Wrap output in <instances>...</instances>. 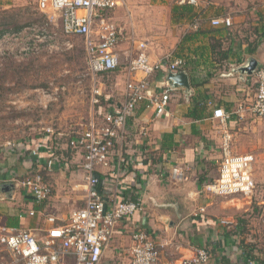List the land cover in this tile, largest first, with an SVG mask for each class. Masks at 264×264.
<instances>
[{"label": "crops", "instance_id": "crops-1", "mask_svg": "<svg viewBox=\"0 0 264 264\" xmlns=\"http://www.w3.org/2000/svg\"><path fill=\"white\" fill-rule=\"evenodd\" d=\"M196 1L197 5H190L199 14L192 22L186 18L172 20L171 7L187 3L183 0H152L145 7L139 5H144L143 1L118 0V5L107 12L123 30L124 38L115 49L120 64L101 74L111 80L106 84L100 81L99 101L90 105L88 117L72 105H64L40 121L44 124L40 130L29 129L22 142L0 146V188L12 185L8 192L0 190V228L31 229L41 236L50 225L48 215L63 223L71 211L84 206L83 149L69 142L86 129L92 112L96 122L104 124L105 114L124 103L127 63L136 52L133 37L139 35L140 18L144 17L137 14L143 11L147 17L144 22L152 28L146 35L149 60L167 54L170 59H183L190 92L170 88L165 79L167 69L154 72L149 78L150 93L169 91L166 110L156 115L147 99L141 101L118 130L109 165L97 168L99 188L107 201L114 195L118 200L132 198L141 208L116 223L99 264H127L131 233L140 229L150 233L158 245L156 264H179L197 247L210 252L208 264H235L232 256L229 262L225 255L227 248L234 247V236L220 224L222 202L203 187L218 176L224 131L231 134L235 153L254 155V175L264 171V117H254L249 111L256 91L255 72L239 70L250 58L258 67L264 66V4L259 0ZM16 2L20 0H0V8L13 7ZM35 3L38 10L37 0ZM38 12L46 21L45 14ZM219 16L230 17L232 26L212 25L210 21ZM160 28L168 29V33ZM214 108L228 114L224 124L213 116ZM53 122L56 128L50 126ZM75 125L82 128L76 131ZM120 158L124 160L121 171L115 169ZM175 167L184 173L185 180H172ZM35 172L51 189L39 203L21 185L23 178ZM10 262L0 247V264Z\"/></svg>", "mask_w": 264, "mask_h": 264}, {"label": "built area", "instance_id": "built-area-1", "mask_svg": "<svg viewBox=\"0 0 264 264\" xmlns=\"http://www.w3.org/2000/svg\"><path fill=\"white\" fill-rule=\"evenodd\" d=\"M197 5L196 0H183ZM264 4V0H259ZM118 5V0H37V8L45 14L44 25H32L29 29L0 35L13 47L0 49V55L9 50H18L23 54H40L43 49L54 47V38L45 32L48 24L57 18L60 20L61 32L65 36H77L84 40L87 74L94 83L91 86V104L99 101L101 90L98 77L118 68L120 62L116 53L117 45L124 38L123 30L114 24L107 15ZM214 26H232L228 16L213 18ZM10 34V35H9ZM17 43V45H16ZM66 45H69L66 42ZM136 52L127 63L128 79L125 83V101L115 111L105 114V123L98 124L96 113L92 112L86 129L72 138L69 144L83 149L81 168L85 173L84 206L70 212L67 220L56 223L55 217L48 215L49 227L39 236L31 229L0 228V247L8 253L9 264H99L102 252L109 244L113 230L118 221L133 215L140 208L134 199H117L112 196L109 201L100 191L99 166L109 165V156L118 135L135 107L144 100L160 115L166 110L169 91L154 94L151 92L150 76L162 69L179 71L183 69L184 60L172 58L170 54L151 62L147 54V42L136 41ZM15 46V47H14ZM140 76L135 78V75ZM256 91L249 111L254 117H264V66L255 70ZM213 116L222 124L228 114L221 108H214ZM222 159L218 167L217 178L204 184V190L219 197L232 195H250L255 183L252 177L254 155L238 154L233 151L232 136L224 131L221 141ZM36 155V151H32ZM121 159V160H120ZM115 169H123L122 158ZM126 163V162H125ZM51 161H48L50 166ZM173 181L185 180L186 176L178 168L171 170ZM21 185L33 194L36 202L44 201L51 193L50 187L43 182L41 174L35 172L22 179ZM30 215L33 211L29 212ZM220 224L231 227L234 222L223 218ZM158 245L151 234L144 229L131 233L129 262L127 264H156ZM211 254L205 247L195 248L190 257L179 264H208Z\"/></svg>", "mask_w": 264, "mask_h": 264}, {"label": "rangeland", "instance_id": "rangeland-1", "mask_svg": "<svg viewBox=\"0 0 264 264\" xmlns=\"http://www.w3.org/2000/svg\"><path fill=\"white\" fill-rule=\"evenodd\" d=\"M139 1H143L145 4L139 5L145 7L152 0ZM14 4L10 8H0V31L7 29L3 36L29 29L32 25L45 24L44 16L36 9L35 0H20ZM137 15L144 17L140 18L137 29L139 35H134L133 38L149 42L147 36L150 34H147L152 28L144 22L146 13L141 11ZM148 19H151V15ZM17 26L20 29L17 30ZM160 29L164 34L168 33V29ZM45 32L54 38V47L43 49L38 56L26 57L18 50H9L6 51L7 54L0 55V146L7 142H22L29 129L33 127L36 131L40 130L44 125L40 121L47 115L50 117L55 114L64 105H72L74 110L85 113L88 117L91 105L90 87L94 79L87 74L83 38L65 36L60 31L57 18L46 26ZM10 42L9 45L6 39H1L0 49L13 47L14 41ZM10 55L14 59L9 58ZM98 79L104 84L111 80L107 75H101ZM50 126L56 128L57 123L53 122ZM75 127L76 131L82 128ZM253 170L255 188L250 195L218 197L222 202L221 218L234 222L231 227L223 228L234 236V247L227 248L225 255H228L229 262L232 256L235 264H255L250 260H243V251L247 248H252L253 255L264 259V171L258 170L255 176Z\"/></svg>", "mask_w": 264, "mask_h": 264}, {"label": "trees", "instance_id": "trees-1", "mask_svg": "<svg viewBox=\"0 0 264 264\" xmlns=\"http://www.w3.org/2000/svg\"><path fill=\"white\" fill-rule=\"evenodd\" d=\"M171 14H172V20H174L176 22L181 20V19H183V18H186L187 20L192 22V21L195 20L196 16H198L199 13L194 10V7L192 5L184 3V4H174L171 7ZM5 27H6V25L4 26V28ZM16 29L18 30V29H20V27L17 26ZM6 30L7 29H3L2 31H0V35H2L4 32H6ZM263 36H264V32H263ZM11 55H14V54H11ZM11 55H10L9 58L14 59ZM26 55H27L26 57L32 58V57L38 56L39 54L38 55L26 54ZM9 58H7V59H9ZM104 73H106V72H104ZM191 115L194 116V117L195 116L200 117V115H198V114H196V115L191 114ZM130 199H132V198H130ZM251 249L252 248H247V250L244 249L243 255H242L243 256V260L246 261V262L250 260L252 262H255L256 264H264V259L253 255Z\"/></svg>", "mask_w": 264, "mask_h": 264}, {"label": "water", "instance_id": "water-1", "mask_svg": "<svg viewBox=\"0 0 264 264\" xmlns=\"http://www.w3.org/2000/svg\"><path fill=\"white\" fill-rule=\"evenodd\" d=\"M258 68V63L254 58H250L249 61L245 66H242L239 68L243 73L252 74L255 72V70ZM166 83L167 85L172 88H183L185 90V93L190 92V84H189V77L188 74L183 71H171L167 70L166 74ZM12 188L11 184H3L0 188L2 192H8Z\"/></svg>", "mask_w": 264, "mask_h": 264}]
</instances>
